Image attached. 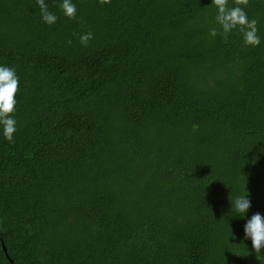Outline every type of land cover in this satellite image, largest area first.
<instances>
[{
    "label": "trees",
    "instance_id": "obj_1",
    "mask_svg": "<svg viewBox=\"0 0 264 264\" xmlns=\"http://www.w3.org/2000/svg\"><path fill=\"white\" fill-rule=\"evenodd\" d=\"M47 2L54 25L0 0L20 77L0 264L2 241L14 264H264L230 209L248 192L264 214V0L247 6L259 47L211 37L210 0H75V20Z\"/></svg>",
    "mask_w": 264,
    "mask_h": 264
},
{
    "label": "clouds",
    "instance_id": "obj_2",
    "mask_svg": "<svg viewBox=\"0 0 264 264\" xmlns=\"http://www.w3.org/2000/svg\"><path fill=\"white\" fill-rule=\"evenodd\" d=\"M109 2V0H104ZM231 2V6H230ZM39 6L40 18L47 25L57 23L59 16L55 11L50 10L47 0H35ZM58 4L61 15L69 20H75L78 16V8L75 0H53ZM249 0H210V5L215 9V26L209 29V35L215 38L218 35L227 36L236 32L241 35L245 46L259 47L262 43L260 34V21L257 18H250L247 6ZM93 38V33L84 32L79 39L81 44L87 43ZM71 44V40L68 41ZM20 87V77L14 66L0 63V134L4 140L14 142L17 132V93ZM251 200L248 192L244 195H237L231 200V210L245 220L243 225V238L250 240L251 250L256 253V258L264 256V214L256 212L248 218V211L251 208Z\"/></svg>",
    "mask_w": 264,
    "mask_h": 264
},
{
    "label": "water",
    "instance_id": "obj_3",
    "mask_svg": "<svg viewBox=\"0 0 264 264\" xmlns=\"http://www.w3.org/2000/svg\"><path fill=\"white\" fill-rule=\"evenodd\" d=\"M2 248H3V250H4L5 254H6V256L9 258L10 263H11V264H14L13 260L10 259L9 255H8L7 247H6V245H5V243H4L3 241H2Z\"/></svg>",
    "mask_w": 264,
    "mask_h": 264
}]
</instances>
